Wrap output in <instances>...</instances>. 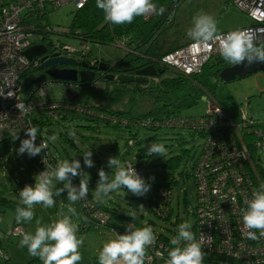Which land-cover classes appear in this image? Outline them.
I'll return each instance as SVG.
<instances>
[{
    "label": "rangeland",
    "instance_id": "1",
    "mask_svg": "<svg viewBox=\"0 0 264 264\" xmlns=\"http://www.w3.org/2000/svg\"><path fill=\"white\" fill-rule=\"evenodd\" d=\"M22 1L0 0V6ZM74 13L75 10L71 4H66L58 9L47 6V13L41 19L40 26L43 30V36L53 45L65 46L77 51H81L84 46H87V57L91 59L116 63L123 58L126 51L122 48L111 44L83 43L79 38L69 34ZM170 13L172 14L161 24L158 33L154 34L148 44L143 47L149 56L158 55L176 45L192 41L187 36V30L192 26L193 17L197 13L213 16L217 22L218 32L239 29L252 24L247 16L238 10L230 0H182ZM215 70V67L207 66L203 74L195 77V81L180 84L176 90L163 94L161 98H158L160 94L158 83L152 81L143 84L150 87L151 90L141 92L137 91L138 85L130 84L123 87L104 79H100L91 87L76 90L49 79L39 84L44 87V99L47 101L66 100L72 93L77 96L80 103L86 106H99L111 112L122 111L127 116L132 115L134 117L143 116L151 109L164 105H168L167 109L169 110L175 108L174 116L200 117L205 115L207 111V103L203 97L209 93L224 104V110L234 122L239 121V113L243 111L255 121L257 119L260 122V130L264 133V72H257L231 82H222L215 76ZM159 77L161 79L180 78L179 75L169 69H165ZM143 85L141 88L146 89ZM193 93L197 97L194 98ZM64 114L65 120L58 123L52 120L43 125L40 136L47 141L50 136L56 137L55 142L48 141V143L57 161L64 159L80 160L83 170L90 176L89 195L92 200L100 202L118 215L132 218L136 227L151 226L154 233L169 239L177 235L176 230L181 223H191V230H193L195 187L190 175L192 166L201 151L202 139L198 135L185 129L160 128L152 130L132 126L130 128L133 135L132 139L137 145L129 148L125 146L128 138L127 128L121 126L114 128L103 122H94L87 116L75 111H65ZM256 124L258 125L257 122ZM70 131H74L75 135L70 136ZM62 134L67 135V140L62 138ZM20 140L14 141L9 147L0 146V197L16 204H19V191L26 184L34 185L35 183L34 177L39 171L37 161L41 154L34 157H29L27 153L18 155ZM153 142L164 143L167 149L164 157L146 155L148 146ZM139 149L144 151L143 157H136ZM87 150H91L93 153L94 167L92 168L84 165L83 153ZM250 153L262 180H264V152L254 150L251 147ZM116 156L121 161H130L135 164L145 181L157 173L166 171L164 164L170 158L179 157V166L173 171V178L176 183L171 186L170 209L166 220L158 218L149 209L150 192L138 197L125 188L110 193L102 200L95 198L94 190L97 181L94 180L93 175L98 176L100 169L95 163L97 162L111 176L113 170L107 167V161L109 157ZM138 161L139 163H137ZM76 178L79 179V177ZM62 186V184L57 183V187ZM136 198L140 199L141 202H136ZM54 199H58V201L51 208L35 205L33 209L35 218H41L42 223L46 224L57 219L58 213L67 214L66 206L70 203L67 200V193L65 192ZM77 205V203L72 205L76 209L73 221L79 225L77 235L84 237V243L80 248L82 260L78 264H99V251L105 242L114 237V233L107 228H84ZM1 217L10 221L15 219V209L4 208L0 205ZM20 223L23 226L26 224L24 227L28 232L35 231V219L30 223L23 221ZM20 240H10L8 244L3 241V247L0 248L10 252L11 261L25 264L26 258L30 255L26 247L21 248L19 246Z\"/></svg>",
    "mask_w": 264,
    "mask_h": 264
},
{
    "label": "built area",
    "instance_id": "2",
    "mask_svg": "<svg viewBox=\"0 0 264 264\" xmlns=\"http://www.w3.org/2000/svg\"><path fill=\"white\" fill-rule=\"evenodd\" d=\"M230 1L252 24L218 33L225 35L232 31L248 30L258 40H264V0ZM87 2L88 0H23L20 3L0 6V93L5 94L0 96V145L13 139V132L17 133L19 138L26 139L25 129L32 125L37 126L35 117L40 114H46L49 119L58 121L61 118L60 110L66 108L101 117L89 106L45 100L44 87L40 84L27 97H22L21 76L29 68L38 65L37 61H29L24 54L33 44L32 34L36 30L34 27H26L24 19L31 14L45 16L47 6L58 9L71 4L74 10L78 11ZM155 16L156 14H152L142 18L149 21ZM41 32L43 33V30ZM111 45L126 51L124 41L114 40ZM72 51L81 56H87L88 53L87 46L81 51ZM221 58L218 41L209 42L206 46L190 41L151 61L161 69L172 70L180 77L189 79L200 76L206 66L216 65ZM158 77H150L149 81L159 83ZM63 86L69 88L71 84L66 83ZM7 94L12 97H7ZM203 98L207 103V111L200 117L173 115L162 119L145 117L130 121L121 120L123 123L152 130L185 129L202 139L201 151L192 166L190 178L195 187V222L192 231L197 239L203 236L204 264H264V239L252 240L243 235L241 217V209L246 207V201L251 198L252 189L264 181L250 153L251 147L264 152V133L256 121L243 111L240 112L239 122H234L212 95L207 93ZM18 101L28 105L27 114L19 113L16 108ZM110 119L113 122L119 120L113 116H110ZM41 140L42 137L38 133L36 143L39 144ZM47 165H56L50 156L48 144L37 161L38 173ZM135 170L141 176L136 168ZM148 180L145 182L148 183ZM72 182L77 186L79 184L74 179ZM158 197L164 204L170 200L171 191L161 188ZM77 203L85 227H109L111 217L108 213L96 207L88 198ZM151 210L155 216L163 219L167 208L161 205L153 206ZM23 232H26L23 225H14L8 230L7 236L21 239ZM1 236L0 232V239ZM156 236V244L148 249L149 259L146 264H164L167 252L172 247L170 240L162 239L157 234ZM8 261V253L0 249V262Z\"/></svg>",
    "mask_w": 264,
    "mask_h": 264
},
{
    "label": "clouds",
    "instance_id": "3",
    "mask_svg": "<svg viewBox=\"0 0 264 264\" xmlns=\"http://www.w3.org/2000/svg\"><path fill=\"white\" fill-rule=\"evenodd\" d=\"M96 7L103 11L104 20L110 24H131L136 17H147L152 14L163 15L164 6H157L153 0H96ZM187 36L196 45H208L218 41L222 58L231 65L246 63H264V40H258L248 30H237L225 35L218 33L215 18L206 13H197L192 20V26L187 30ZM0 96H5L0 93ZM7 97H12L7 94ZM20 114H27L29 107L22 101L16 102ZM40 129L32 125L25 129L26 139L20 140L18 155L27 153L29 157L39 155L47 148V142L36 143ZM12 138L19 139L17 133H11ZM74 136V131L69 132ZM56 137H48L55 142ZM129 141V145H133ZM164 143H151L146 155L164 157ZM92 151L83 153L84 165L94 167ZM107 167L113 170L111 176L104 168L99 169L94 196L102 200L110 193L125 188L135 196H144L150 191L146 183L135 170L132 163L109 157ZM79 177V184L74 185L73 179ZM35 183L26 184L19 191V204L15 209V220L32 222L35 219V231L23 232L19 241L21 248L26 247L28 254L39 258L41 264H78L82 260L81 246L84 237L78 236L79 225L73 221L76 209L72 205L88 198L90 176L85 172L78 159L60 160L55 166L47 165L34 177ZM57 183L62 187H57ZM67 193V214L58 213V218L51 223H42L41 218H35L34 206L42 205L51 208L56 204L54 198ZM143 207V205H141ZM134 215V213H133ZM242 234L252 240L264 239V181L252 189L251 198L246 201V207L241 209ZM123 234L115 230L114 237L105 242L98 254L99 264H146L149 259L148 249L156 244L157 236L151 226L136 227L128 224ZM192 224L184 222L178 225L177 235L170 239L172 247L167 252L164 264H204L203 236L197 239L191 230ZM159 255V254H158Z\"/></svg>",
    "mask_w": 264,
    "mask_h": 264
},
{
    "label": "trees",
    "instance_id": "4",
    "mask_svg": "<svg viewBox=\"0 0 264 264\" xmlns=\"http://www.w3.org/2000/svg\"><path fill=\"white\" fill-rule=\"evenodd\" d=\"M181 1L182 0H153V2L158 7L164 6L166 8V12L163 15H156L153 19H151L149 21H144L142 17H136L131 24L114 25V24H110L104 20V13L102 10H100L99 8L96 7V0H88L87 4L81 10L75 11L73 19L71 21L70 31L68 33L79 38L81 40V42H83V43L84 42H95V43H100V44H111L114 40L124 41L126 53L123 56V58H121L115 64H118L119 67H126V66L130 65V67H133V69H132L133 71H137L146 65H154L157 70H163V72H164L165 69L159 68V66L157 64L153 63V61H151V59H158L162 55L166 54L167 52H170V51H172V50H174V49H176V48H178L184 44L176 45L172 48H169L166 52L160 53L158 55H151V56H149L148 53H145V50L143 49V47H145L148 44V42L151 40V38L153 37L154 34L158 33L161 24L164 21H166L167 18L172 14V13H170V11L172 12ZM43 18H44L43 14H36V15L31 14L29 16L27 15V17L24 19L25 20L24 23L27 26L34 27L38 32V31L42 30V28L40 26H41V19H43ZM224 62H225V60L223 58L219 59L216 62V64L219 65V69H217L215 72L216 77H217V75L221 69L231 65V64L227 63L225 65L220 66V64L224 63ZM213 66L214 65H212L211 67H213ZM205 68H204V70H205ZM204 70H203V72H204ZM38 76H39V70L37 67H31L26 72H24L22 74L21 81L23 82L24 97H27V95L35 87H37V84H33L31 87H27V84L29 83L30 80H32L33 78H36ZM158 80H159V83H158L159 89L158 90L160 92L158 98H161L163 94H166L168 92L176 90L180 84H187L188 82L195 81V77L189 78V79H186L183 77L182 78L181 77L180 78H174V79H161V77H158ZM143 86H145V85H143ZM86 87H88V86L83 85L82 88H86ZM89 87H91V86H89ZM141 87H142V85H141ZM141 87H138V89H137L138 92L151 90L150 87H146V89H143ZM197 94H199V93L197 92ZM192 96L194 98L197 97L195 95V93H193ZM61 102H64V103L69 102L68 104L71 103L72 105L86 106L85 104L80 103L78 99L75 101L61 100ZM167 106L168 105H164L162 107H155V108L151 109L147 114H145L143 116H139V117H134L132 115L127 116V114L125 112H122V111L111 112V111L103 109L99 106H89V107L95 113H99L101 115V117L97 116V115L95 116L93 114H88L86 112H79L75 109H66L65 108V109L60 110L59 114L61 115V118L55 122L58 123L62 120H65V114H64L65 111H75V112L83 114L84 116H87L88 118H90L94 122H103L107 126L110 125L114 128H118L121 126L123 128L128 129V138L126 140L125 146L129 147V148H133L134 146L137 145V143L135 141H133L134 139H132L133 135L130 131V128L132 126L135 127V126H140V125H132V124L123 123L122 122L123 120H121V119H125V120L130 121V120H133L136 118L155 117L157 119H162L165 117L173 116L175 114V110H174L175 108L169 110V109H167ZM110 116L116 117L119 120L116 122H113L110 119ZM48 121H52V119L49 120V117L46 114H40V115H37L35 117V124L38 126V128L40 127L39 128L40 130H41L43 125L48 124ZM140 127H142V126H140ZM39 136H40V131H39ZM62 138L64 140H67V135L62 134ZM42 139H44V138H42ZM12 141H14V140L9 139L0 146L1 147H3V146L8 147L10 144H12ZM45 141L48 144L50 156L52 157L54 163L56 164L58 161L53 156L48 141L47 140H45ZM129 141H133L134 144L130 146ZM143 155H144V151L139 149L137 151L136 157H143ZM126 162L131 163L130 161H126ZM137 163H139V161ZM95 164L100 169L102 168L97 162ZM133 166H134V168H136L138 170V167L135 164H133ZM178 166H179V157L170 158L164 164V168L166 169V171L157 173L154 177H151L148 180V184H150V186H151L150 191H149L151 193V195L149 197V209L151 210L153 206H161V205H164L167 208L166 215L162 220H166L168 218L169 209H170L169 208L170 207L169 206L170 200L163 204V202L159 200L158 191L161 188L171 191V186L174 183H176V181L173 178V171H175ZM93 178L96 181H98V179H99L98 176L95 174L93 175ZM74 180L77 183H79L78 178H74ZM136 199H137L136 202H139V203L141 202L140 199H138V198H136ZM88 200L92 204H94L96 207H98L99 209H101V210H103L109 214V216L111 217V223H110L109 227H106V228L109 229L111 232H113V230H115L118 233H124L126 230L125 227L118 228L116 226V222H117L116 220L118 219V217H121V218L127 220V221H125L124 226H126L130 223L133 225L136 224L132 218L125 216V215H118L112 209L106 208L100 202L92 200L89 193H88ZM156 202H157V204H156ZM158 202H159V204H158ZM0 205L4 206L6 208H10V209L11 208L16 209V207H14V206H17L18 204L13 203L12 201H9L5 198L0 197ZM151 212H152V210H151ZM152 213H154V212H152ZM15 225H21V224H15ZM157 235L161 236L162 239H166L167 241L170 240L169 238H166V237L162 236L161 234H157ZM0 264H3V263L0 262ZM26 264H41V261L39 260V258H35L33 260L28 261Z\"/></svg>",
    "mask_w": 264,
    "mask_h": 264
},
{
    "label": "water",
    "instance_id": "5",
    "mask_svg": "<svg viewBox=\"0 0 264 264\" xmlns=\"http://www.w3.org/2000/svg\"><path fill=\"white\" fill-rule=\"evenodd\" d=\"M51 47L50 43L48 44H32L25 52V56L29 61H37V68L39 71H43L38 77L33 78L27 84V87H31L33 84H39L43 82L46 78L49 80L59 83L61 85L69 83L71 85H83L87 84L88 86H92L97 82L94 80V72H90L88 70H82L77 72L75 69L71 68H59L66 66H77V61L74 59L60 56L57 49H61V47L54 46L48 52V48ZM61 51H72V49H61ZM103 66V67H102ZM100 70L106 69V64L102 62L99 67ZM264 72V63H254L248 65L246 63L239 65H230L224 67L218 73V77L222 82H231L235 79H241L248 75ZM163 70H157L154 65H149L142 69L136 71V75L142 78H126V77H118L117 80L123 84L136 83L143 85L147 82L145 78L156 77L162 75ZM115 77L113 75L104 76V80L112 81ZM66 100L75 101L76 99H71L68 97ZM56 200V199H55ZM157 204V202H156Z\"/></svg>",
    "mask_w": 264,
    "mask_h": 264
},
{
    "label": "flooded vegetation",
    "instance_id": "6",
    "mask_svg": "<svg viewBox=\"0 0 264 264\" xmlns=\"http://www.w3.org/2000/svg\"><path fill=\"white\" fill-rule=\"evenodd\" d=\"M50 43V46L48 49V52L51 50V48H53L54 46L57 45H53L52 42L48 41V39L45 38L43 44H48ZM61 47V46H58ZM67 47L63 46L61 47V49H65ZM61 49H57L56 52H58L60 54V56H64V57H68L71 59H74L75 61H77V66H66V67H59V68H71V69H75L77 72L82 71V70H88L90 72H94V80L99 81L100 79H104V76L106 75H113L115 78L112 80V82H115L117 84H120L121 86H127L130 84L133 85H138L137 87H141L140 84H136V83H129V84H123L120 83L117 78L118 77H126V78H142L140 76L136 75V71H133V67H130V65L126 66V67H119L118 64L115 63H107L104 61H99L97 59H91L87 56H81L80 54L73 52V51H61ZM69 49V48H67ZM104 62L106 64V69L105 70H100V64ZM149 65L143 66L147 67ZM103 67V66H102ZM140 68V69H142ZM159 69V68H158ZM44 70L39 71V75L43 73ZM150 78V77H149ZM149 78H145L147 80V82L149 81ZM49 78H46L45 80H47ZM146 82V83H147ZM85 86H88L87 84H83ZM83 85L77 84V85H71V87L69 88H73L74 90L76 89H81L83 87ZM89 87V86H88ZM68 88V87H67ZM73 94H70V98L73 99Z\"/></svg>",
    "mask_w": 264,
    "mask_h": 264
},
{
    "label": "crops",
    "instance_id": "7",
    "mask_svg": "<svg viewBox=\"0 0 264 264\" xmlns=\"http://www.w3.org/2000/svg\"><path fill=\"white\" fill-rule=\"evenodd\" d=\"M25 21V20H24ZM24 25H25V23H24ZM26 27H32V26H27V25H25ZM32 40H33V44H42L43 42H44V40H45V37L43 36V34H42V32L41 31H38L37 32V30H35L34 32H33V34H32ZM188 43V42H187ZM225 64H227V62L225 61L224 63H221L220 64V66L221 65H225ZM213 67H215V69L217 70V69H219V65H214ZM216 70H215V72H216ZM217 77H218V75H217ZM219 78V77H218ZM236 80V79H235ZM74 96H73V99H77V96L75 95V94H73ZM70 97V96H69ZM214 97V96H213ZM222 106H223V108H224V104L222 103V102H220L216 97H214ZM68 101H70V100H68ZM67 103H69V102H67ZM71 104V103H70ZM241 112V111H240ZM240 114V113H239ZM252 118V117H251ZM240 120V119H239ZM239 122V121H238ZM256 122L258 123V126H259V129H261V124H260V122L256 119ZM40 128V127H39ZM20 139H25V138H19V139H15L14 141H16V140H20ZM14 141H12V144L14 143ZM12 144H10V145H12ZM9 145V146H10ZM8 146V147H9ZM56 201H58V199H56ZM77 203V202H76ZM78 204V203H77ZM2 206V205H1ZM4 207V206H3ZM4 208H6V207H4ZM77 209H78V205H77ZM2 212H4L3 211V209H2ZM81 216H82V214H81ZM80 219H81V221H83V217L81 218L80 217ZM117 222H116V226L118 227V228H123V227H125L124 225H125V221H127V220H125V219H123V218H121V217H118V219L116 220ZM15 224H21V223H17L16 222V220L15 219H13V220H5L3 217H1L0 218V231H1V233H2V236H1V239H0V247H3V241H4V243H6V244H8L9 243V241L10 240H16L15 238H11V237H8L7 236V232H8V230L13 226V225H15ZM23 225V224H22ZM26 224H24V226H25ZM83 227L84 228H88V227H85L84 225H83ZM26 229V228H25ZM26 232H28V230L26 229ZM18 240V239H17ZM5 250H7V249H5ZM6 252H9L8 250L6 251ZM9 254V261L7 262V263H5V264H18L17 262H15V261H11V259H12V257H11V254H10V252L8 253ZM29 257H31V258H29ZM29 257H27L26 258V262H25V264L28 262V261H30V260H33V259H35V258H37V257H33V256H29ZM33 257V258H32ZM23 263V262H22ZM4 264V263H3ZM21 264V263H20Z\"/></svg>",
    "mask_w": 264,
    "mask_h": 264
}]
</instances>
